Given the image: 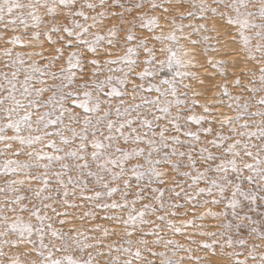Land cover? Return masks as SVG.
I'll use <instances>...</instances> for the list:
<instances>
[{
    "label": "snow or ice",
    "instance_id": "1",
    "mask_svg": "<svg viewBox=\"0 0 264 264\" xmlns=\"http://www.w3.org/2000/svg\"><path fill=\"white\" fill-rule=\"evenodd\" d=\"M0 177V264H264V0H0Z\"/></svg>",
    "mask_w": 264,
    "mask_h": 264
},
{
    "label": "rangeland",
    "instance_id": "2",
    "mask_svg": "<svg viewBox=\"0 0 264 264\" xmlns=\"http://www.w3.org/2000/svg\"><path fill=\"white\" fill-rule=\"evenodd\" d=\"M213 23L214 22L210 20L208 22L209 27H212ZM218 28L221 33V36L219 37L221 40V43L218 45L219 50L216 52H210L208 55L212 56L216 60H221V61L226 62L227 71H228V79H229V82L231 83V81L234 80L236 76H242V72H241L242 69L246 70L248 67H250V65L246 62V58L244 54L240 52L239 46L232 44L229 41L228 37L223 35L224 28L219 27V25H218ZM212 35H215V33H212ZM212 43L215 44V40H213ZM113 51L115 52L116 50H113ZM201 52H202V49H201ZM207 58L208 56L201 54L197 58L196 63L198 65H203V67L198 66L196 68L190 69V71L196 74L197 79L195 80L186 79L185 80V83H189L191 85V87L187 89L189 100L193 98V93H196V92L202 93V95L195 97L196 99L200 101L201 104L205 103L206 101L214 99L213 93L217 91V89L215 88V85L222 81V77L219 76L218 74H216L215 77L213 78V74L217 73V70L211 68V66L207 64ZM142 67L143 65H141V68ZM242 79H246V77L242 76ZM200 80H203L204 83L201 84ZM136 83L139 84L140 81L136 80ZM129 88H131V85H129ZM230 90L238 91L236 89H231V88ZM201 111L202 109L200 107H196L197 113H200ZM221 111L230 113V110L228 109H221ZM172 175H174V173L170 174L167 177L169 181V185H171V182H172V179H171ZM180 179H183V178H180ZM3 181H4V177H0V184H2ZM200 186L203 187L204 185L201 184ZM199 199L203 200V199H210V198H208L207 196H203V197H200ZM180 202L183 203L182 200ZM206 207L212 208L214 211L220 210L219 208H216L215 206L211 204L207 205ZM185 211L189 213L188 216L186 217L182 215V213H184ZM194 211L196 215H199V213L203 211V209H200L199 207H197ZM177 212L181 214L176 217L177 221L181 219H191L192 218L193 210L191 208V205H188L184 209H178ZM100 215H103V213H100ZM98 222L105 223V224L108 223L106 221H98ZM198 223L210 225L211 227H209L206 230L214 231L216 230V225L218 221L212 220L210 217H205L203 221H198ZM186 231L190 234L194 231V229H187ZM174 238L177 239L180 243H185V239L181 235H177ZM195 238L201 239V237H198V236ZM192 247H195V246L192 245ZM5 250L8 251V249H5ZM196 254L201 255V256L207 255L206 264H222V261L219 258V249L216 250V255H213L211 251H209L207 254H205L204 252H199ZM181 255H183V253H181ZM242 258L243 257H241V259ZM249 264H253V262L249 260Z\"/></svg>",
    "mask_w": 264,
    "mask_h": 264
},
{
    "label": "bare ground",
    "instance_id": "3",
    "mask_svg": "<svg viewBox=\"0 0 264 264\" xmlns=\"http://www.w3.org/2000/svg\"><path fill=\"white\" fill-rule=\"evenodd\" d=\"M234 58V57H233Z\"/></svg>",
    "mask_w": 264,
    "mask_h": 264
}]
</instances>
